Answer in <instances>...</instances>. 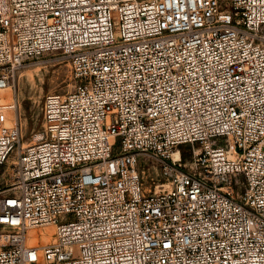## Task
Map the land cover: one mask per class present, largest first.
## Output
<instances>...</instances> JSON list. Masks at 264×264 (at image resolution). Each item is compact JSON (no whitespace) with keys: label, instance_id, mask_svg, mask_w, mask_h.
I'll list each match as a JSON object with an SVG mask.
<instances>
[{"label":"built area","instance_id":"1","mask_svg":"<svg viewBox=\"0 0 264 264\" xmlns=\"http://www.w3.org/2000/svg\"><path fill=\"white\" fill-rule=\"evenodd\" d=\"M47 53L41 139L0 104V264H264V0H0V92Z\"/></svg>","mask_w":264,"mask_h":264},{"label":"rangeland","instance_id":"2","mask_svg":"<svg viewBox=\"0 0 264 264\" xmlns=\"http://www.w3.org/2000/svg\"><path fill=\"white\" fill-rule=\"evenodd\" d=\"M73 88L71 68L68 60L59 54L47 53L38 58L28 60L16 72L9 89V103H16L14 111H8L9 124L15 120L20 124L19 144L26 146L38 142L42 136L41 103L47 94H65ZM0 92V99L7 96ZM12 95V97H11ZM8 103V102H7ZM6 104V102H0ZM25 125V126H24ZM182 150V152H181ZM182 162H190V154L187 148L178 149ZM12 165L0 166V189H4L12 182ZM143 168V167H142ZM144 186L154 191L152 180L158 174L157 166L151 165L149 169L143 168Z\"/></svg>","mask_w":264,"mask_h":264},{"label":"bare ground","instance_id":"3","mask_svg":"<svg viewBox=\"0 0 264 264\" xmlns=\"http://www.w3.org/2000/svg\"><path fill=\"white\" fill-rule=\"evenodd\" d=\"M7 91H8V93L10 92L9 90H7ZM7 91L6 92L3 91V92L6 94ZM8 93H7V96L4 97L6 99V101L2 98L3 96H1L0 102H6V103L10 102L8 99V98H10ZM11 97H12V95H11ZM34 143H36V142H34ZM34 143H30V144H34ZM30 144H28V145H30ZM28 145H26V146H28ZM22 147H25V146H22ZM179 154L180 153L176 150V152H174V154H173V159L179 160V158L181 157ZM53 230L54 229L51 227L41 228V229H36V230H28L26 236H27L28 241L30 242L29 244L31 246L48 244L49 242L52 241Z\"/></svg>","mask_w":264,"mask_h":264}]
</instances>
